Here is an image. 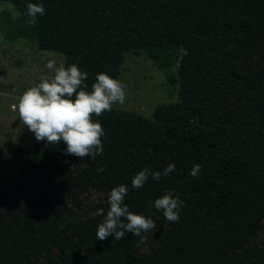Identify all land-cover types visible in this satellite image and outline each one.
<instances>
[{
  "label": "trees",
  "instance_id": "1",
  "mask_svg": "<svg viewBox=\"0 0 264 264\" xmlns=\"http://www.w3.org/2000/svg\"><path fill=\"white\" fill-rule=\"evenodd\" d=\"M3 3L19 17L0 13V41L29 40L62 55L66 68L75 64L87 73L89 92L100 73L119 80L126 54L139 52L161 69L175 56L181 90L180 102L157 107L152 120L114 105L94 115L104 129V150L87 157L83 176L82 184L94 189H131L124 200L129 210L161 230L155 255L143 253L140 237L130 233L97 240L99 221L77 225L78 242L60 239L54 207L73 190L62 184L71 165L58 157L72 155L64 154L63 141H41L25 154V172L40 179L37 190L0 212V264H36L50 244L70 248L62 264H264V246L256 242L264 224V68L236 64L264 50V0ZM28 3L45 9L34 25L25 14ZM170 163L175 171L167 177L131 187L144 168L163 172ZM197 164L202 173L194 178ZM165 193L184 201L178 223L154 207Z\"/></svg>",
  "mask_w": 264,
  "mask_h": 264
},
{
  "label": "rangeland",
  "instance_id": "2",
  "mask_svg": "<svg viewBox=\"0 0 264 264\" xmlns=\"http://www.w3.org/2000/svg\"><path fill=\"white\" fill-rule=\"evenodd\" d=\"M3 11H9L13 18L19 17L17 8L9 3L0 4V13ZM49 60H55L57 67L64 64L62 55L43 52L35 42L0 41V212L9 209L10 203L16 198L19 202L23 201L37 190L40 182V179L25 172V154L41 141L35 139L34 133L20 120L18 110L12 106L18 103L28 88L40 82L41 76L54 74L46 67ZM236 64L243 68L258 64L253 69L264 68V50L244 57ZM240 67L238 69L242 70ZM177 68L175 56L171 58L169 66L161 69L145 52L126 54L119 79L126 86V97L122 105L114 104V108L152 120L157 107L180 102L181 87L179 82H174L178 79ZM58 159L60 162H69L71 167L75 166L69 176L65 173L62 178L64 187L72 188V195L62 197L54 207L60 239L70 237L78 242L77 225L91 227L98 221V225L102 223L103 217L97 215V210L103 208L106 215L110 190L94 189L82 184L89 166L87 157L59 155ZM49 181L52 184L54 179L50 178ZM150 208H153V203ZM146 237L147 241L140 244V249L145 254L155 255L160 247L161 230L156 228L148 232ZM256 242L264 246V224ZM48 249L36 264H62L70 252L68 246L61 244H50Z\"/></svg>",
  "mask_w": 264,
  "mask_h": 264
},
{
  "label": "clouds",
  "instance_id": "3",
  "mask_svg": "<svg viewBox=\"0 0 264 264\" xmlns=\"http://www.w3.org/2000/svg\"><path fill=\"white\" fill-rule=\"evenodd\" d=\"M27 16L30 23L35 24L36 17L43 16V5L28 3ZM46 67L54 74L43 75L40 82L28 88L12 107L18 110L23 124L35 135L39 141L58 145L61 141L66 144L65 155L79 158L91 157L103 153L102 137L104 129L99 120L93 121V116L99 117L104 112L111 111L114 104H123L126 97L125 85L106 73L96 76L91 92L87 91V73L75 64L65 67L61 63L56 66L55 60H49ZM73 97H75L73 99ZM67 163V161H66ZM72 166L70 170H73ZM98 171H104L103 168ZM175 171V164L170 163L163 172L144 168L136 174L131 187L140 189L151 176L159 180ZM202 173V166L194 165L190 175L194 178ZM131 189L126 185H119L111 189L108 194V211L105 215L103 208L97 210V215L103 217L96 231V239L103 241L108 237L121 240L125 233L140 237V244L146 243L148 233L156 229L153 219L140 214H134L124 203L125 197ZM184 201L174 197L172 193H165L154 202L157 210H162L164 217L173 223L179 222L180 209Z\"/></svg>",
  "mask_w": 264,
  "mask_h": 264
},
{
  "label": "water",
  "instance_id": "4",
  "mask_svg": "<svg viewBox=\"0 0 264 264\" xmlns=\"http://www.w3.org/2000/svg\"><path fill=\"white\" fill-rule=\"evenodd\" d=\"M182 51H183V50H182ZM179 60H181V58H180Z\"/></svg>",
  "mask_w": 264,
  "mask_h": 264
}]
</instances>
